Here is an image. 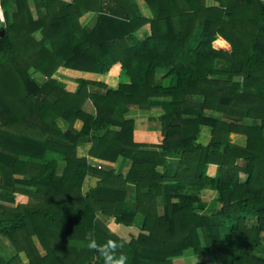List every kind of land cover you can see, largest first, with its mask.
<instances>
[{
    "label": "trees",
    "instance_id": "trees-1",
    "mask_svg": "<svg viewBox=\"0 0 264 264\" xmlns=\"http://www.w3.org/2000/svg\"><path fill=\"white\" fill-rule=\"evenodd\" d=\"M140 1L0 0V264H264V3Z\"/></svg>",
    "mask_w": 264,
    "mask_h": 264
},
{
    "label": "crops",
    "instance_id": "crops-1",
    "mask_svg": "<svg viewBox=\"0 0 264 264\" xmlns=\"http://www.w3.org/2000/svg\"><path fill=\"white\" fill-rule=\"evenodd\" d=\"M28 1H29L30 10H31L34 18H36L37 16H36V9H35L34 2H33V0H28ZM135 1H136V4H137L138 12L142 16L148 17V15L146 14V11H145L143 5L141 4L140 0H135ZM1 16L3 18V12H2V8L0 6V17ZM87 18H90V17H87ZM138 31H139V34H142L141 37H143V35H145V34L148 35L150 33V28H149V26L146 25L143 28L139 29ZM222 40H223V42L227 43L224 39H222ZM130 111H133V112L130 114ZM137 112H140L141 113V117L144 118L143 123L140 126L137 125V119L135 117V115H136ZM162 114H163V111H161L159 109H155V110L130 109L126 113L125 118L126 119H132V120H134V128H135V130H138V131H149V130H153V129H159V127H160V116ZM76 124H78V128H75V125ZM81 127H82V122L79 121V120H77L75 122V124H74V128L76 130H79V129H81ZM202 129H204V127ZM205 129H206V132H204V134H203V131H201V134H200V136H203L201 138V139H204L203 143H206L209 140V137H210V130H209V128L205 127ZM205 135H207L206 138H204ZM78 151H80V152H78ZM85 151L86 150H84L83 148H79L77 150V154L79 156H81V155L84 154ZM122 167H123V169H122L123 172L124 173L125 172L127 173L128 170H129L130 164L129 163H126ZM97 181H98V179L95 176L94 177L93 176H86L84 178V182H83V186H82L83 192H86L89 188H93L96 185ZM98 216L101 217L100 213L98 214ZM103 221L105 222V224L108 226V228L112 232H118L121 235L126 236V237H128V235L130 234L129 233L130 231H128L126 229H124V230L121 229V227L115 222L114 217H103ZM111 221H113V224H115V226L117 227L115 230H112L109 227V223ZM35 242H36V246L38 247L39 251L42 252V248L40 247V245H39V243L37 242L36 239H35Z\"/></svg>",
    "mask_w": 264,
    "mask_h": 264
},
{
    "label": "rangeland",
    "instance_id": "rangeland-1",
    "mask_svg": "<svg viewBox=\"0 0 264 264\" xmlns=\"http://www.w3.org/2000/svg\"><path fill=\"white\" fill-rule=\"evenodd\" d=\"M141 2V1H140ZM140 4V3H139ZM141 4H142V2H141ZM205 4L207 5V6H211V5H214L215 4V2L213 1V0H205ZM143 5V4H142ZM143 7H144V9H145V11H146V14L148 15L149 13H148V11H147V9L145 8V6L143 5ZM89 20H92V18H86V21H89ZM147 26H149V28H150V24H146ZM145 25V26H146ZM4 28V18H2V16L0 17V30L1 29H3ZM136 36L137 37H140L141 38V36H142V34H139V31H137V33H136ZM216 44V42L215 43H213V45H214V47L215 48H218V49H225V50H230V45H229V43L227 42V46H225V47H219L217 44V46L215 45ZM162 74V73H161ZM161 74H158L157 73V78L158 79H160V76H161ZM39 81V80H38ZM71 81H69V85H71V83H70ZM39 83H42V82H39ZM94 111H95V109H94ZM133 111H130V114L132 113ZM62 126V125H61ZM75 128H78V124H76L75 125ZM204 129H205V127H204ZM202 131H203V129H202ZM205 132H206V130H205ZM207 134V133H206ZM206 136L207 135H205V137L204 138H206ZM203 136H201V138H202ZM200 138V141H204V139H201ZM231 139H232V141L233 142H236V143H238V144H240V145H242V144H244V142H245V138L243 137V136H241V135H236V134H231ZM78 152H80V151H78ZM213 197H214V192L213 191H208V190H206V191H203L202 192V195H201V198H202V200L203 201H205V202H208L209 204H210V202H211V200L213 199ZM109 227L112 229V230H115L117 227L115 226V224H113V221H111L110 223H109ZM7 241L4 239H1L0 240V256H1V254H5V255H7L8 257H7V259H9L10 258V256L11 257H13L14 256V251L7 245ZM202 259V256L201 255H196L195 253H194V251L192 250V249H186L185 251H184V253L181 255V257H176V258H174V264H197L198 262H200V260ZM23 261H26L25 259H22ZM2 264H7L6 263V261H4V262H2Z\"/></svg>",
    "mask_w": 264,
    "mask_h": 264
},
{
    "label": "clouds",
    "instance_id": "clouds-1",
    "mask_svg": "<svg viewBox=\"0 0 264 264\" xmlns=\"http://www.w3.org/2000/svg\"><path fill=\"white\" fill-rule=\"evenodd\" d=\"M122 245L114 244L112 241H108L103 246H100L97 244V242L94 239H91V237H88V244L87 247L92 250L98 251L103 259L104 264H117L116 257L113 255L117 247H121ZM118 264H124V258L121 257Z\"/></svg>",
    "mask_w": 264,
    "mask_h": 264
},
{
    "label": "bare ground",
    "instance_id": "bare-ground-1",
    "mask_svg": "<svg viewBox=\"0 0 264 264\" xmlns=\"http://www.w3.org/2000/svg\"><path fill=\"white\" fill-rule=\"evenodd\" d=\"M217 43V45L219 46V47H225V46H227V43H225V42H220V41H217L216 42Z\"/></svg>",
    "mask_w": 264,
    "mask_h": 264
},
{
    "label": "water",
    "instance_id": "water-1",
    "mask_svg": "<svg viewBox=\"0 0 264 264\" xmlns=\"http://www.w3.org/2000/svg\"><path fill=\"white\" fill-rule=\"evenodd\" d=\"M263 1V3H264V0H262ZM2 32H3V30H2ZM3 34V33H2Z\"/></svg>",
    "mask_w": 264,
    "mask_h": 264
},
{
    "label": "built area",
    "instance_id": "built-area-1",
    "mask_svg": "<svg viewBox=\"0 0 264 264\" xmlns=\"http://www.w3.org/2000/svg\"><path fill=\"white\" fill-rule=\"evenodd\" d=\"M216 49H218V48H216Z\"/></svg>",
    "mask_w": 264,
    "mask_h": 264
}]
</instances>
